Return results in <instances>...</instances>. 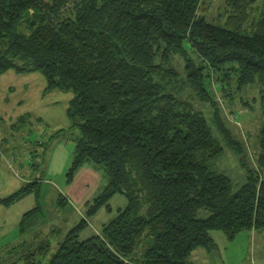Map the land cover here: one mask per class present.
<instances>
[{
    "label": "trees",
    "instance_id": "1",
    "mask_svg": "<svg viewBox=\"0 0 264 264\" xmlns=\"http://www.w3.org/2000/svg\"><path fill=\"white\" fill-rule=\"evenodd\" d=\"M224 1L216 24L205 0H0V73L39 72L45 91L73 92L67 113L80 136L66 183L84 165L104 179L49 258L47 239L13 246H28L24 264H191L192 251L216 247L213 232L227 240L264 232V123L248 166L209 88L214 76L224 87L233 79L264 90V0ZM196 96L211 103L213 125L240 156L239 185L213 169L223 143ZM116 193L125 206L80 239L85 217L110 209Z\"/></svg>",
    "mask_w": 264,
    "mask_h": 264
},
{
    "label": "rangeland",
    "instance_id": "2",
    "mask_svg": "<svg viewBox=\"0 0 264 264\" xmlns=\"http://www.w3.org/2000/svg\"><path fill=\"white\" fill-rule=\"evenodd\" d=\"M204 6L208 21L223 22L224 0H205ZM172 62L182 70L183 62L179 57ZM45 85L39 72L18 73L9 69L0 73V197L32 183L28 191L10 203H0V264H24L20 254L28 246L21 249L13 246L34 244L33 240H49L51 248L46 259L49 258L65 232L86 214L85 202L104 184L101 172L90 165L80 167L73 180L66 183V172L80 136L78 125L67 113L73 92L45 91ZM209 88L230 136L243 148L240 155L243 162L255 166L259 130L264 123L262 86L254 81L237 88L231 79V84L224 87L213 76ZM183 89L184 96L192 91L189 86ZM194 105L203 110L215 135L222 141L211 119V103L196 96ZM222 143L223 152L212 161L213 169L227 174L239 185L245 180L240 156L235 149ZM108 203L110 209L101 208L85 217L87 226L80 232V239L99 232L102 224L112 219L118 208L125 206L126 198L116 193ZM24 215L27 217L22 221ZM21 221L25 226L23 231L19 230ZM212 236L216 247L208 255L214 264H264V232L243 230L232 240H227L219 231ZM196 251L204 250L195 249L190 261L201 264L202 257L194 260Z\"/></svg>",
    "mask_w": 264,
    "mask_h": 264
},
{
    "label": "crops",
    "instance_id": "3",
    "mask_svg": "<svg viewBox=\"0 0 264 264\" xmlns=\"http://www.w3.org/2000/svg\"><path fill=\"white\" fill-rule=\"evenodd\" d=\"M223 240V239H222ZM204 251H196V253H195V257H194V260H195V258L196 257H198V256H200V257H202L203 258V262L201 263V264H214L215 263V261L213 260V259H210L209 258V251H206L205 249H203ZM195 251V250H194ZM194 251H192V253L194 252ZM203 252V253H202ZM205 255L206 256H208V259H206V257H205ZM258 262H259V260H258ZM191 264H193V262L191 261Z\"/></svg>",
    "mask_w": 264,
    "mask_h": 264
},
{
    "label": "built area",
    "instance_id": "4",
    "mask_svg": "<svg viewBox=\"0 0 264 264\" xmlns=\"http://www.w3.org/2000/svg\"><path fill=\"white\" fill-rule=\"evenodd\" d=\"M253 264V263H252Z\"/></svg>",
    "mask_w": 264,
    "mask_h": 264
}]
</instances>
